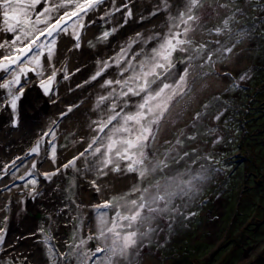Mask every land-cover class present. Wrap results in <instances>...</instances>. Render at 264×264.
Masks as SVG:
<instances>
[{"label":"rangeland","instance_id":"1","mask_svg":"<svg viewBox=\"0 0 264 264\" xmlns=\"http://www.w3.org/2000/svg\"><path fill=\"white\" fill-rule=\"evenodd\" d=\"M88 2L20 0L32 5L27 11L33 21L45 9L66 4L49 13L48 24L63 16L61 25L70 30L56 36L51 59L42 46L50 39L40 32L46 24L30 25L29 37L13 44L20 30L10 27L22 15L9 11L5 18L4 10L0 11V168L8 158L5 155L33 149L39 143L30 157L0 170V246L6 243L5 248L13 249L0 255V264H264V0H203L194 10L199 20L188 39L191 48L204 45L205 49L192 61H188L191 50L173 53L175 67L164 82L175 85L187 68L184 91L172 98L155 129V139L145 149L146 164L165 160L166 153L175 158L167 160L166 168L143 178L126 170L128 161L120 162L119 172L109 165L102 174L100 156L85 152L97 135L93 122L108 108V102L97 107L98 98L110 91L102 85L131 72L121 77L125 64H113L96 79L92 77L138 34L141 39L132 43L129 58L141 49L147 52L155 47L157 41L145 44L143 39L166 34L173 19L179 23L188 0H167V8L163 0H104L83 15L76 5L86 8ZM126 3L128 7L121 8ZM226 20L227 29L218 35L215 30L224 29ZM87 29L91 30L83 36ZM74 32H79V47ZM105 32L110 33L106 39L102 38ZM33 39L36 44L29 52L27 45ZM17 57L20 60L11 63ZM141 59L142 55L136 58ZM126 99L125 111H135L141 98ZM32 157L39 159V164L35 161L39 170L47 163L59 172L57 197L49 201L41 197L32 210L23 204L18 209L17 199L12 200L16 186L24 189L16 193L17 198L44 186H39L42 181L35 167L29 166ZM77 157L74 166L64 167ZM120 173L128 182L107 191L104 183ZM157 181L177 192L169 210L145 212L152 219L137 224L136 244L113 255V236H100V215L106 217V231L118 208L129 214L123 205L139 198L134 188H151ZM114 199L116 207H97ZM29 218L32 222L26 229H35L34 234L25 233L21 226ZM50 247L56 258L50 256ZM97 248L103 251L96 252ZM91 253L95 255H84Z\"/></svg>","mask_w":264,"mask_h":264},{"label":"snow or ice","instance_id":"2","mask_svg":"<svg viewBox=\"0 0 264 264\" xmlns=\"http://www.w3.org/2000/svg\"><path fill=\"white\" fill-rule=\"evenodd\" d=\"M69 3L72 0H68ZM104 0H89L87 7L77 4L76 7L83 12V15H87L88 11H94L97 6L102 4ZM164 7H168L167 0H163ZM203 0H188V5L186 10L182 12L179 16V23H176L173 19V26L169 27L166 34H154L143 39V43L147 44L151 41H157V45L150 49V51L145 52L141 49L140 52L134 53L131 58H129V51L131 49L132 43L140 41V34L137 35L136 40H133L127 47L122 48L120 53L115 57L111 58V63L103 62L101 65V71H98L92 79H96L98 76L102 75L108 67L113 64L119 67L121 64H125L121 68L120 75L124 77L125 72H131V75L118 79V80H106L102 87L110 88L107 95H102L97 100V107H100L105 102H108V108L103 113L98 121H94L93 124L96 126L93 130L97 133L93 137L88 149L85 152L91 150L92 155H99L100 160L98 161L100 168L99 170L103 173V169L108 168L109 165H114L113 171L119 172L120 162L128 161L126 170L128 172H137L141 178L145 177L151 172H155L157 169L162 170L168 166L167 160L174 159L175 157L171 153H166L165 160H150L146 164L145 161L148 160L147 153L145 149L150 146V141L155 139L156 131L161 119L163 118L165 112L168 109L169 103L172 98L176 95L182 94L184 91V85L186 84V77L188 70L185 69L184 73L180 76L179 80L175 85L165 83L164 81L171 75L172 69L175 64L172 61V55L176 51L186 52L191 50L193 55L188 57V61H192L198 58L204 51L205 46L200 45L198 48H191L192 41L188 39V33L192 30V26L195 22L199 20V17L195 15L194 10L201 6ZM32 5H25L20 3V0H3L0 4V8L4 10V16L7 18L9 11L17 12L19 11L22 15V19L16 20L15 27H10L11 31H16L19 29V34L16 35L13 44L16 41H23L27 39L30 35V28L35 27V25L44 23L47 27L40 30L41 35L47 33L50 38L47 44L42 45L47 47V56L51 59L54 54V46L56 43V36L60 32L67 31V27L61 25V21L64 17H60L55 24H48V20L51 19L49 15L50 12L56 11L58 8L66 7V4H59L56 8L45 9L44 12L38 14L33 21L31 19L30 13L27 11ZM128 7L127 3L122 5L121 8ZM120 10V9H117ZM160 9H157L159 11ZM153 15L156 13L153 12ZM73 16H76L77 20H82V16L78 12H73ZM127 15L130 17L132 15L131 9L129 8ZM44 16V19H41ZM184 25L182 30L180 25ZM83 27V25H79ZM228 21L224 22V29L217 28L215 31L219 35L223 30L227 29ZM110 35L109 32L103 34L104 39ZM38 39V38H37ZM74 39L77 41V47H79V32H74ZM217 43H219L217 41ZM36 44V39L30 41L27 45L28 51H32V45ZM2 47V46H0ZM219 50V49H218ZM226 51H231L227 49ZM143 56V59L136 60L137 57ZM3 59H9L8 57H3ZM208 59H211L209 55ZM17 60L11 61V63H16ZM134 61H136L134 63ZM23 63V61H20ZM21 71L23 69L21 68ZM55 75V74H53ZM245 77H241L244 79ZM155 85V87H153ZM47 91V89H46ZM139 96L140 102L135 105V111H125L128 107L130 97ZM12 107L15 108V102H13ZM71 111V109H69ZM198 114V118H199ZM217 119L219 117H216ZM115 122V123H113ZM111 126V127H109ZM105 129H108L105 133ZM104 134V135H101ZM106 141V142H105ZM179 143V141L177 142ZM93 148V145H97ZM39 143L37 147L32 149V152H37ZM53 159L55 157V145L52 146ZM85 153H81L84 155ZM186 154V153H185ZM70 161L69 164L64 167L74 166L75 159ZM35 167V165H33ZM52 174H46L47 178H50ZM34 184L35 181H32ZM95 183V182H93ZM179 187V185H177ZM140 192L138 199H133L131 201H126L123 205L129 212V214H124L122 211L117 209L115 215L112 219V226L108 227L105 231V225L107 220L104 214L100 215L99 222L101 226L100 236L104 237L107 234L113 236V247L111 249L113 255L125 252L129 247H132L137 242V229L136 226L139 223L151 220V215H144L145 212L151 213H161L169 210L168 205L171 202L173 196L177 195V192L170 190L168 184H161L159 181L151 188H144L140 190L134 188L133 192ZM183 192V189H181ZM116 199H124L116 198ZM116 199L114 201L105 202L103 205L97 206L98 208H110L116 207ZM163 205V207H161ZM146 235V233L142 234ZM91 239V237H89ZM3 242V237H0V243ZM84 241H81L83 244ZM103 251L100 248L96 249V252ZM50 256L56 258L57 254L55 249L49 248ZM86 257L89 255H95V253L84 254ZM63 259L64 257H59Z\"/></svg>","mask_w":264,"mask_h":264},{"label":"bare ground","instance_id":"3","mask_svg":"<svg viewBox=\"0 0 264 264\" xmlns=\"http://www.w3.org/2000/svg\"><path fill=\"white\" fill-rule=\"evenodd\" d=\"M2 3H3V0H0V4H2ZM1 10H2V8H0V11ZM0 29H1V26H0ZM89 30H91V29H87L83 36H85V34H87L89 32ZM69 32H70V30L66 32V35ZM41 41L42 40H40L39 42H41ZM31 89L32 88H30L29 90H31ZM30 92H32V91H28L27 93H30ZM33 94H35V96H38L36 91ZM31 99L33 100V96L31 97ZM51 102L54 103L55 99L52 98ZM91 102H92V100H91ZM35 108H37V107H35ZM85 110L86 109H84L82 111H85ZM31 111L34 113L35 109L33 108ZM43 131H45L44 132V137H45L47 129L44 128ZM24 149L25 148H22L19 151L11 152L9 155H5L8 158L5 161L3 159L2 163H1L0 170L4 171V170L8 169L11 165L16 164L17 162L23 161L26 158L30 157L31 153H32V148L27 149V150H24ZM30 161H31V162H29L30 163L29 164L30 168H32L31 166L35 165L36 174L39 176V180L42 181L39 186H41V185H44V186L43 187H36L35 189H32V190L27 191V192L25 191L23 193V195H22V198H17L16 193L19 190L23 189V187L22 186L21 187L16 186L15 189L17 190V192L15 191V194H13L12 200L17 199L18 206H16V207L18 209L21 208L22 207L21 204H23V205L28 206V209L32 210L33 206L36 205V202L39 201L41 197H43V199L45 201H49V200L55 199L57 197L56 186L58 185L59 172H57V173L53 172L55 170L54 167H48L47 163L43 164L42 167H41V170H39L37 168V166L39 164V159L38 158H36V159L33 158V160H30ZM52 173H55V175H50V178L46 177L44 179V176H46V174H52ZM119 175L120 176H118V175L115 176L117 179H115L114 181H112V182L109 181L108 183L107 182L104 183V185H105L104 187L106 188L107 191L116 190L121 185H124L126 182H128V179L126 177H124L125 175H123V173H120ZM109 176H110V180H111L112 174L109 173ZM112 179H113V177H112ZM1 188H2V186H1V183H0V189ZM22 191H24V189ZM81 196H82V194H81ZM84 201L86 202L87 200H84ZM14 202L15 201H12V203L15 205ZM16 207H14V209L12 211V214L16 210ZM31 222H32V220L30 218L29 219H25L23 222H21V226L23 227V230H24L25 233H29V234H34L35 233V229H30L29 232H27L26 227L30 226ZM9 223H11V221H9ZM17 234H20V233L18 232ZM5 245H6V243H3L0 246V255L13 251L12 248H5L6 247ZM25 245H26V243H25ZM16 249H18V246L16 247Z\"/></svg>","mask_w":264,"mask_h":264}]
</instances>
